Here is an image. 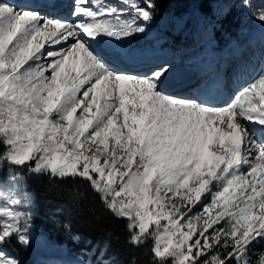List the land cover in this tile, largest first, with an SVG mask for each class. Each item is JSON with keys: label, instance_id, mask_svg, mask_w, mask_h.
I'll list each match as a JSON object with an SVG mask.
<instances>
[{"label": "snow or ice", "instance_id": "6c2138e0", "mask_svg": "<svg viewBox=\"0 0 264 264\" xmlns=\"http://www.w3.org/2000/svg\"><path fill=\"white\" fill-rule=\"evenodd\" d=\"M119 2L72 0L53 16L44 9L55 0H0V264H22L5 248L13 238L31 246L33 174L88 181L127 218V243L153 240L155 264H251L264 238V64L230 102H214L219 80L207 93H170L172 62L138 68L146 54L127 47L158 0ZM218 6L264 24L253 0Z\"/></svg>", "mask_w": 264, "mask_h": 264}, {"label": "trees", "instance_id": "16d2710c", "mask_svg": "<svg viewBox=\"0 0 264 264\" xmlns=\"http://www.w3.org/2000/svg\"><path fill=\"white\" fill-rule=\"evenodd\" d=\"M210 0H158V8L169 10L178 15L185 14L191 5L197 6L206 15ZM177 9L180 12H176ZM236 14L227 13L222 21V30L231 29L236 22ZM218 32V31H217ZM4 150L0 141V152ZM8 170L5 166L4 173ZM22 172L27 175L26 169ZM3 173V174H4ZM27 183L34 195L37 211L50 222L52 229L58 226L69 228L88 242L85 259L97 264L98 257L104 254L117 264H155L151 254L153 240H147L139 247L127 243L130 233L127 231V218H117L107 209L101 196L90 183L81 178H52L47 174L27 176ZM204 196L203 198H205ZM11 247L16 244L11 242ZM256 256L250 261L257 263L263 253L262 246L255 247ZM78 253L81 251L78 250Z\"/></svg>", "mask_w": 264, "mask_h": 264}, {"label": "rangeland", "instance_id": "374dc122", "mask_svg": "<svg viewBox=\"0 0 264 264\" xmlns=\"http://www.w3.org/2000/svg\"><path fill=\"white\" fill-rule=\"evenodd\" d=\"M217 2L222 0H216ZM227 3H234L238 4L239 0H226ZM217 3H212V8L215 11V15H219V19L221 15L224 14L227 9L225 8L221 13L218 11L216 7ZM253 5L255 7H261L264 6V0H253ZM231 10L236 14V22L231 27V29L226 30L223 33H220L217 37H212L211 41H206L204 48L205 52L208 49V45L210 42L213 43V46L215 48L218 47V49L213 53V58H206L202 61H194L191 62L192 64L189 65V71H195L199 70L203 71L207 69L208 67L209 72L201 73L199 74L200 81L197 82V85L202 84L205 81L206 76H210L212 74L218 73L219 71H222L223 69L221 66L226 63L227 65L233 64L235 66V69L240 70L244 69L242 73H236L233 74L235 78L233 77V83L230 89H227L230 93L227 95V102H230L232 98L234 97V94L245 84L244 81H246L247 77L251 73H253L252 76H255L260 69L261 65L264 64V43L258 41V43H251L252 37L254 36V32L251 33V31L254 29L256 24H254V27H251V30L248 31V21L246 20V14L245 9L241 8L239 6H233ZM213 13V12H212ZM159 14V12H158ZM156 15L155 19H157ZM174 15V14H173ZM165 19H161L159 25H165ZM249 20H252L253 18L251 16H248ZM169 20V19H167ZM203 18L200 17L198 20L200 24H197V21L195 24H191L194 31H199L202 26H206V23H201ZM158 23V21H156ZM184 20L178 21V26L180 23L183 24ZM256 23V22H255ZM154 24L152 23L151 26ZM214 26L211 25L210 30H212ZM178 29V28H177ZM190 29L187 30L185 38L189 37ZM178 33L176 30L175 33ZM210 36L212 33H209ZM172 39V37H170ZM179 40V38H178ZM177 40V41H178ZM141 45H143L142 40L139 41ZM236 42L240 43V47L244 46V50L240 49V53L238 55H242L241 57L237 56L232 59H228L230 55L225 56L224 58L220 59V54L224 53V51L229 52V50H239L237 48ZM176 45H178L176 48L181 52L183 49L187 54L192 52V49L195 48V45L192 43H182V42H176ZM222 45L224 47L222 48ZM58 47V45L56 46ZM174 47V46H173ZM170 49V47L168 48ZM188 49V50H187ZM209 53V49L207 51ZM235 56V55H234ZM230 57V58H231ZM177 58V57H176ZM206 60L211 62H206ZM230 60V62H228ZM172 63H176V60H170ZM214 62V63H212ZM229 63V64H228ZM241 72V71H240ZM235 79V80H234ZM242 80V81H241ZM240 82H243L242 84ZM238 83V84H237ZM240 85V86H239ZM179 89H177L178 91ZM197 91L201 92V89H198L195 87L193 89V94ZM79 115V113H78ZM18 171V169H13L12 172ZM22 171V170H19ZM247 171V169H245ZM9 170H6L4 173V176H8ZM22 174H24L22 172ZM28 192L31 194L33 199V206L32 211L34 213L33 217V223L34 227L31 230V236H32V243L31 246L27 249L23 248L20 244H18L13 238L12 242L17 245V247L6 245L5 248L8 253L12 254H19V258L22 261V264H83L84 261H87L85 259L87 249L85 248L88 244V242H85V240L79 236L76 232L70 230L69 228H65L63 226H58V228H61V231H58L57 229H52L49 225L50 222L47 218H44L38 211L34 202V195L33 192L30 190L28 186ZM210 201V196H206L202 199L200 203H198L195 208L193 209V212L200 211L204 204L208 203ZM191 215V214H190ZM149 240H152L149 238ZM262 246L264 249V238H257L256 241H253L249 247V259L251 256H256L257 251L255 250V247ZM80 250L81 252L78 253L77 251ZM264 254V251L263 253ZM261 254V255H262ZM260 259V256H259ZM65 261L66 263H63ZM102 261H109L110 264H117L116 262L112 261L109 258H106L104 254H101L100 257H98L97 264H102ZM129 264V263H126ZM251 264H259V261L257 263L251 261Z\"/></svg>", "mask_w": 264, "mask_h": 264}, {"label": "bare ground", "instance_id": "6f19581e", "mask_svg": "<svg viewBox=\"0 0 264 264\" xmlns=\"http://www.w3.org/2000/svg\"><path fill=\"white\" fill-rule=\"evenodd\" d=\"M13 1H19V0H13ZM22 2H24L23 4H31L32 3H38L41 2V0H21L18 4H22ZM217 3L216 7L218 9V11L221 13L223 10H221V8L218 6V3H221L222 1L217 2L216 0H210V7L212 9V12L206 19H203L201 23L205 22L206 26H202L200 28L199 31H194L193 27L190 23H180V25L178 26V21L181 20H185L187 18V12L185 14H181L178 15L176 13H172V12H164L162 14L161 19H163L164 17H166L165 19V25H159L160 26V33L165 32L166 31V27H169V29H172L173 34H182L184 35V37L186 36V32L188 29H190V33H189V37L194 36V37H198L199 35L202 36H210L209 33H214L215 28L217 26V24L219 23V15H215V11L212 8V3ZM56 3V7L53 8L56 10V12H50L49 8L44 9V11L48 14H51L53 16H66L68 15L69 11H70V5L72 3V0H55ZM22 4V5H23ZM174 14V15H173ZM201 17V16H200ZM202 18V17H201ZM160 19V21H161ZM169 19V20H167ZM253 23V22H252ZM257 23V22H256ZM254 23V24H256ZM197 24H200L199 21L197 20ZM214 26V28L212 30H210V27ZM257 25V24H256ZM261 24H259L260 26ZM264 25V24H262ZM178 28V29H177ZM178 31V33L175 31ZM261 28L258 27L257 32L254 33V36L252 37V41L251 43H256V41L258 40V36H260L261 34ZM260 38V37H259ZM141 40H135V47H141V43L139 42ZM258 43V42H257ZM256 43V44H257ZM59 47V46H58ZM153 53H155L154 51H151ZM167 52H165V54H158L161 56L162 61L167 59L168 54L166 55ZM228 52L224 53L227 54ZM235 54H238L239 51L238 49L234 51ZM207 56H209V54L207 53ZM238 56V55H235ZM242 55H239V57H241ZM159 57V56H157ZM152 58H156L155 56H152L151 59H149L148 64H151L154 61H158ZM198 57L195 55L191 58V62L194 61H198ZM200 60V59H199ZM207 62V61H206ZM141 64V62H139L137 65ZM174 65V71L172 76L169 78L168 82H170L169 84L165 83V90L176 94V95H191L193 94V89L197 86V82L200 81L199 78V74H200V69L199 70H195V71H187V70H183L180 66H178L179 64H182L181 62H176V63H172ZM141 66V65H139ZM138 67V66H137ZM236 73H242L240 72L238 69H235V66L233 64H229L226 65L223 70L221 72L215 73L213 76V82L211 84H208L206 86H204L203 88H201V92L207 93L208 91L212 90V86L219 80L222 81V88L219 90H212V94L214 96V102L217 104H223L225 102H227V95L230 93L227 89H230V87L232 86L231 84L233 83V77L235 78V76L233 74L236 75ZM253 73H251L249 75V77H247L246 81H244V83H248L250 82L255 76H252ZM180 76H183V78H181ZM175 77V78H173ZM235 80V79H234ZM242 81V80H241ZM171 82L173 83V85H170ZM241 84L243 82H240ZM176 84V87L173 88V86ZM238 84V83H237ZM184 85V86H183ZM240 86V85H239ZM179 89L178 91L176 90ZM63 263H66L65 261H63ZM61 264V263H60Z\"/></svg>", "mask_w": 264, "mask_h": 264}, {"label": "built area", "instance_id": "2783aa9c", "mask_svg": "<svg viewBox=\"0 0 264 264\" xmlns=\"http://www.w3.org/2000/svg\"><path fill=\"white\" fill-rule=\"evenodd\" d=\"M199 19V12L195 11L194 8L191 7L189 10H187V18L184 20V23L195 24V22Z\"/></svg>", "mask_w": 264, "mask_h": 264}]
</instances>
